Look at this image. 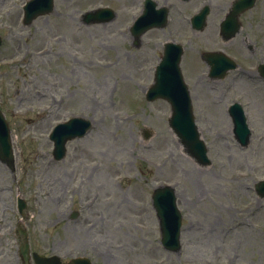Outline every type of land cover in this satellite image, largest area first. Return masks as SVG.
I'll return each instance as SVG.
<instances>
[{"label":"rangeland","instance_id":"obj_1","mask_svg":"<svg viewBox=\"0 0 264 264\" xmlns=\"http://www.w3.org/2000/svg\"><path fill=\"white\" fill-rule=\"evenodd\" d=\"M26 2L27 0H0V33L4 38L0 61L6 59L10 60L12 65L15 64L0 71V105L15 126L26 129L31 138L38 140L35 142L32 139L33 144L30 145L33 151L41 149L44 155L39 159L33 153L34 157L30 159H34L36 164L40 165L39 169L46 170H42L46 176L41 179L45 186L51 184L52 180L56 182L63 164L51 162L53 145L48 135L58 117L56 106L48 104L47 100L59 99V94L67 93L70 72L72 68L74 71L77 69V75L79 74L77 77L79 82L75 83L77 94L81 92L79 94L83 101L81 106L86 104L91 109L89 116L93 119L96 129L90 139L76 145V149L70 148L74 150L75 157L69 169L73 170L76 167V175L84 173L86 176L90 172L87 166L94 170L98 169L100 179L99 181L97 179L96 185H104L105 178V185L102 188L108 190L107 200L112 201L110 211L113 214L106 228H100L104 220L97 216L95 219L97 225L86 228L88 236H85L79 247L85 246L91 236L94 243L106 244V249L112 254L107 264H264V229L262 231L240 229L237 232L225 233L211 226L213 220L209 217L199 229L187 230L180 254H169L160 245V236L155 230L156 223L153 221L151 209L148 211L142 208L139 210L141 212L134 209L135 205L149 203L154 185L158 186L159 182L168 181L176 183L179 203L184 212H190L193 218L201 220V223L206 220L203 218L206 209H210L215 216L222 204L226 207L232 206L233 203L239 204L244 197L240 190L243 182L232 183L229 180L243 171L237 169L245 167V161H249L247 152L243 156L236 153L235 162L230 160L229 152L224 156H218L215 151L216 140L205 133L206 139L213 147L211 153L215 161L214 170L216 173H223L226 180L220 181V187H217L216 180L204 178L202 182L206 190L214 189L220 193L207 192L203 200L197 201V193L204 194L196 191L201 190L200 178L196 176L200 169L183 155L176 143L172 142L167 126L168 106L161 102L146 104L138 89V102L143 106L133 110L131 109L133 104L128 105L126 95H129V89L135 90L134 83L144 86L152 82L154 42L166 39L169 36L168 32L163 34L164 32L152 31L143 37V44L139 49L133 48L132 37L130 35L124 37L123 32H126L128 24L126 22L138 9V3L136 1L130 3V0H59L58 9L53 17H41L33 22L30 28H25L22 18ZM108 4L118 11L114 21L105 25L79 24L84 12ZM261 11H264V4L258 12ZM175 25L178 37H183L184 28L180 23ZM11 30L14 31L12 35ZM188 34L192 40L188 45V57L198 55L196 50L213 46L202 45V35H191L190 32ZM48 35L50 37L47 38ZM54 35L59 37V44L52 43L51 38ZM73 55L77 61L72 60ZM187 62L190 64L189 59ZM194 67L192 73L204 71L206 68L200 62ZM56 84L59 85L58 89L55 87ZM129 97L128 99L134 103L132 97ZM11 99L14 101H10ZM202 105L206 107L207 112H212L208 106ZM44 106L51 107V111L46 113L52 114L53 118L43 123L44 113L42 112L41 116L39 111ZM209 108L212 109L210 105ZM68 109L71 111L70 107ZM206 111L201 122L203 131L212 127ZM20 113L25 115L19 117ZM121 117L126 122H122ZM45 125L47 131L44 129ZM144 127L152 128L157 136L144 141L140 137ZM22 136L24 135H20L21 140ZM25 143L29 144L28 138ZM141 157L149 159L153 165ZM65 163H68V159ZM143 164L147 166L148 171L142 172V176L137 179L138 169ZM118 165H123L120 169H124L126 173L121 174L122 172L117 169ZM70 170L68 171L71 174ZM186 173L194 176L192 182L189 176L185 178ZM111 179L118 182L124 180L120 187L121 193L109 183H112ZM33 187L38 188L37 182ZM56 188L57 185L54 194ZM42 198L48 202L52 199L56 201V198H50L46 194H43ZM206 205L208 206L205 209ZM1 208L2 204L0 210ZM46 208L50 211L47 206ZM115 211H127V215L133 214V218L116 215ZM240 219L243 220L242 217ZM43 220L42 218L39 225L34 223L37 248L41 252L67 238L62 234V230L42 235L40 228ZM256 223L262 228L261 223ZM4 232L5 230L0 229V234ZM10 237L5 236L7 241L0 244V264H17L16 250L12 248Z\"/></svg>","mask_w":264,"mask_h":264}]
</instances>
